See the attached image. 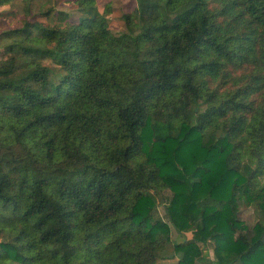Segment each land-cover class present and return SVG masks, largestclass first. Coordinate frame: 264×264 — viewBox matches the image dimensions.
I'll return each instance as SVG.
<instances>
[{
  "label": "trees",
  "instance_id": "1",
  "mask_svg": "<svg viewBox=\"0 0 264 264\" xmlns=\"http://www.w3.org/2000/svg\"><path fill=\"white\" fill-rule=\"evenodd\" d=\"M73 3L0 33V264H264V0Z\"/></svg>",
  "mask_w": 264,
  "mask_h": 264
},
{
  "label": "rangeland",
  "instance_id": "2",
  "mask_svg": "<svg viewBox=\"0 0 264 264\" xmlns=\"http://www.w3.org/2000/svg\"><path fill=\"white\" fill-rule=\"evenodd\" d=\"M74 1L75 0H14V2L9 5L0 6V33L10 29L20 28L24 19V9L27 6L31 11V21L52 23L57 13H64L70 22L75 23L78 17L81 16V13L77 11V7L73 3ZM95 2L99 8V11L101 12L103 11V6L106 4L110 5L111 10L107 15L109 29L114 34H120L124 32L125 27L122 20V14L129 13L133 10V8H135V0H95ZM50 9L52 12L49 18L38 15L41 10L46 11ZM1 58L2 54H0V59ZM44 65L53 69L56 73L60 72L53 57L48 56L44 62ZM262 181L263 180H258L257 185H260ZM169 197L170 194L168 191H164L163 201L166 202ZM163 207L164 204L159 202L157 212L158 215L165 220L166 217L164 216ZM239 218L249 227H252L255 223V217L252 208H243L241 206ZM170 239L172 244L179 243L183 240V236L172 227ZM172 251V246H170L164 253L165 259L160 263L165 264L176 261L175 259L179 258L181 254L171 257L170 255H172ZM204 251H206L209 254V257L213 259L210 246L206 247Z\"/></svg>",
  "mask_w": 264,
  "mask_h": 264
},
{
  "label": "crops",
  "instance_id": "3",
  "mask_svg": "<svg viewBox=\"0 0 264 264\" xmlns=\"http://www.w3.org/2000/svg\"><path fill=\"white\" fill-rule=\"evenodd\" d=\"M184 236H185L187 239H189V238L191 237V234H190V233H185ZM175 260H176V261H172V262H170V263H165V264H173V263H175V262L178 261V258L175 259Z\"/></svg>",
  "mask_w": 264,
  "mask_h": 264
}]
</instances>
